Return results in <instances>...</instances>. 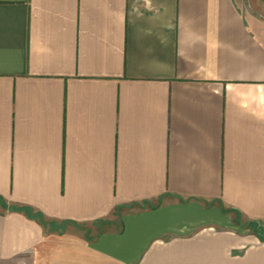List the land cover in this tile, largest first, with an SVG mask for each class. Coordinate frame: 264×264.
<instances>
[{
	"label": "crops",
	"instance_id": "obj_1",
	"mask_svg": "<svg viewBox=\"0 0 264 264\" xmlns=\"http://www.w3.org/2000/svg\"><path fill=\"white\" fill-rule=\"evenodd\" d=\"M253 225L264 0H0V264H264Z\"/></svg>",
	"mask_w": 264,
	"mask_h": 264
},
{
	"label": "rangeland",
	"instance_id": "obj_2",
	"mask_svg": "<svg viewBox=\"0 0 264 264\" xmlns=\"http://www.w3.org/2000/svg\"><path fill=\"white\" fill-rule=\"evenodd\" d=\"M250 229L252 230V233H253V234H255V235L258 234L259 237H261V235L264 234V226L253 225V226H251ZM259 234H260V235H259Z\"/></svg>",
	"mask_w": 264,
	"mask_h": 264
},
{
	"label": "trees",
	"instance_id": "obj_3",
	"mask_svg": "<svg viewBox=\"0 0 264 264\" xmlns=\"http://www.w3.org/2000/svg\"><path fill=\"white\" fill-rule=\"evenodd\" d=\"M33 217H34V216H33ZM35 218H36L37 220H39L40 222L43 223V219H42L41 217L35 216Z\"/></svg>",
	"mask_w": 264,
	"mask_h": 264
}]
</instances>
